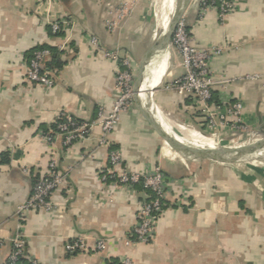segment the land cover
Here are the masks:
<instances>
[{
    "label": "crops",
    "instance_id": "0c3cea01",
    "mask_svg": "<svg viewBox=\"0 0 264 264\" xmlns=\"http://www.w3.org/2000/svg\"><path fill=\"white\" fill-rule=\"evenodd\" d=\"M200 9V0H190L183 16L195 45L223 47L211 62L215 79L226 80L215 85L214 98L240 99L248 132L239 138L255 134L264 140V0H240L223 21L215 9L203 15ZM156 12V0H0V264H8L17 234L23 235L26 255L40 264H264V166L250 159L184 155L161 133L191 148L218 149L180 139L178 126L185 125L218 137L219 147L230 142L222 132L205 130L192 97L164 88L184 72L172 41L140 87L144 112L134 103L108 144L100 143L97 111L110 108L118 94V64L106 51L130 55L137 77L163 30ZM50 20L63 22L57 34ZM94 35L103 50L91 44ZM37 48L52 52L46 61L52 88L27 79ZM158 66L163 70L155 82ZM256 74L262 78H244ZM63 114L90 124L70 146L61 135L52 143L43 135ZM111 149L121 152L126 171L145 173L157 166L164 171V212L150 242H134L138 211L147 199L142 186L101 181ZM53 158L63 181L52 195L51 210H20ZM100 238L107 241L103 250L96 249ZM77 239L86 248L70 251L68 243Z\"/></svg>",
    "mask_w": 264,
    "mask_h": 264
},
{
    "label": "built area",
    "instance_id": "2783aa9c",
    "mask_svg": "<svg viewBox=\"0 0 264 264\" xmlns=\"http://www.w3.org/2000/svg\"><path fill=\"white\" fill-rule=\"evenodd\" d=\"M240 0H200V15L207 9H215L221 21L237 10ZM49 24L53 34L62 30L63 22L50 20ZM172 43L182 56L183 74L167 83L165 89H176L181 94L192 97L202 110L203 126L208 132H222L228 136L248 132V127L243 119L244 105L240 99L233 103L217 101L214 99V87L216 84L224 85V81L215 79L211 62L222 50V46L207 45L197 46L187 28L185 16H181L173 32ZM93 46L102 49L99 39L94 35L90 37ZM52 52L48 48H37L29 59L26 76L28 81L45 88H52L55 81L50 70L46 67V61ZM106 55L118 64L116 75L117 96L110 108L100 106L94 124L99 125L103 131L100 140L102 144H108V136L116 129L124 112L131 109L135 103V82L133 59L128 54H121L119 49L106 51ZM245 79H259L260 75H245ZM140 96V94H139ZM90 124L81 121L71 115L63 114L56 121V127L43 133L46 139L52 143L57 135H61L63 143L67 146L87 134ZM122 154L118 149L109 151L107 164L101 170L100 178L104 183H110L119 187L133 189L141 185L146 192L147 199L142 202L134 226V242L147 243L153 239L155 225L164 212L166 200V177L160 166L153 171L139 173L130 172L122 168ZM63 175L57 168V162L53 158L48 163L46 172L35 181L30 198L20 206L23 209H35L49 211L52 208V195L60 187ZM24 238L17 234L12 239V251L9 255L8 264H40L36 259L28 257L24 251ZM130 243V241H127ZM3 240L0 237V246ZM107 241L104 238L97 240L96 249L106 248ZM70 251L85 249L83 239H77L68 243ZM27 261V262H26Z\"/></svg>",
    "mask_w": 264,
    "mask_h": 264
},
{
    "label": "water",
    "instance_id": "95a60500",
    "mask_svg": "<svg viewBox=\"0 0 264 264\" xmlns=\"http://www.w3.org/2000/svg\"><path fill=\"white\" fill-rule=\"evenodd\" d=\"M189 2L190 0H177V7L174 10L168 24L162 30L159 37L149 47V49L145 53L143 61L139 65V72L136 77L134 90L135 103L142 110V112H144V107L142 106V101L139 96L140 87L142 86L144 79H146L147 81L150 79L149 72L152 70V64L154 59L156 58L158 53L162 51L164 46L170 43L177 22L183 15ZM161 133L173 147H175L180 153L184 155H189L193 157H207L221 162H240L258 156H264V140L255 145H245L235 149L226 148L223 150H210L191 148L176 139L175 137L167 134L166 132Z\"/></svg>",
    "mask_w": 264,
    "mask_h": 264
},
{
    "label": "bare ground",
    "instance_id": "6f19581e",
    "mask_svg": "<svg viewBox=\"0 0 264 264\" xmlns=\"http://www.w3.org/2000/svg\"><path fill=\"white\" fill-rule=\"evenodd\" d=\"M156 4H157V12L155 14L156 15L155 17H156V19H157V21H158V23L160 25V28L164 29L166 27V25L168 24L169 20H170V16L172 15V13L174 12V10L177 7V0H156ZM152 37H151V39H152ZM162 70H163L162 66H158L157 67V70L155 72V75H156L155 77L156 78L154 79L155 82H156L157 76L162 72ZM144 89L145 88H142L143 93H145ZM161 118H162V116H161ZM164 125H165V128L167 129V131L169 133L177 136V134L174 132L172 126L169 123L165 122ZM178 129H179L180 134H181L180 139L187 140L191 144H196V145H207V146L209 145V146H212V147L216 146V147H218V150H223V149H226V148L235 149V148L242 147V146H245V145H249L250 146V145H255V144L259 143V142H262V138L260 136L255 135V134H250L249 136H246V137H241V138H237V139L231 140L225 146V148H222V147L218 146V141H217L218 137L216 138V136L206 137L203 134H201L200 132H198L196 129H194L192 127L185 126V125L178 126ZM228 138H229V136H228ZM168 151H169V149H168Z\"/></svg>",
    "mask_w": 264,
    "mask_h": 264
},
{
    "label": "rangeland",
    "instance_id": "374dc122",
    "mask_svg": "<svg viewBox=\"0 0 264 264\" xmlns=\"http://www.w3.org/2000/svg\"><path fill=\"white\" fill-rule=\"evenodd\" d=\"M240 136H241V134H236L234 136H229V138H228V135H227V136H225V138L226 139L228 138V139L225 141V143L227 144L229 141L237 139ZM249 161H255L256 163H260V164H262L264 166V156H258L256 158H251Z\"/></svg>",
    "mask_w": 264,
    "mask_h": 264
},
{
    "label": "trees",
    "instance_id": "16d2710c",
    "mask_svg": "<svg viewBox=\"0 0 264 264\" xmlns=\"http://www.w3.org/2000/svg\"><path fill=\"white\" fill-rule=\"evenodd\" d=\"M215 99V98H214ZM56 127V124L53 126V128H55ZM141 186V185H140ZM27 262V261H26Z\"/></svg>",
    "mask_w": 264,
    "mask_h": 264
}]
</instances>
